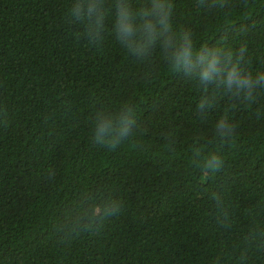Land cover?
<instances>
[{
	"label": "trees",
	"instance_id": "obj_1",
	"mask_svg": "<svg viewBox=\"0 0 264 264\" xmlns=\"http://www.w3.org/2000/svg\"><path fill=\"white\" fill-rule=\"evenodd\" d=\"M74 2L0 0V264H264V238L248 239L264 233V88L250 100L205 91L159 46L138 61L113 34L114 0L91 44L68 18ZM171 3L194 49L245 46L242 68L264 74V0ZM126 102L133 136L93 142L95 112ZM220 119L234 126L227 140ZM197 150L221 170L205 174ZM109 201L119 209L104 216Z\"/></svg>",
	"mask_w": 264,
	"mask_h": 264
},
{
	"label": "clouds",
	"instance_id": "obj_2",
	"mask_svg": "<svg viewBox=\"0 0 264 264\" xmlns=\"http://www.w3.org/2000/svg\"><path fill=\"white\" fill-rule=\"evenodd\" d=\"M199 6L223 8L225 4L224 0H199ZM113 8V34L138 61H148L154 49L159 46L170 70L195 78L205 91L209 86H214L231 96H242L245 100H250L257 86L264 88V74L253 78L251 73L242 68L245 46H241L235 53L226 47L194 49L191 33L188 30H176L172 25L171 0H148L147 5L140 9L134 8L131 0H114ZM68 18L70 22L82 26L81 34L89 43L97 44L103 39L104 0H75ZM213 104L214 97H202L197 105L200 115H204ZM137 127L135 105L126 102L115 110L102 107L92 119V140L101 146L115 149L132 137ZM216 135L227 140L234 135V126L227 120L220 119L216 125ZM194 157L202 161L205 174L217 173L223 167L224 161L216 153L204 155L197 150ZM118 209V202L109 201L105 205L104 216H111ZM224 216L227 218V213ZM81 219L77 218V224ZM86 226H91V218ZM257 238H264V233H251L248 237L251 242Z\"/></svg>",
	"mask_w": 264,
	"mask_h": 264
}]
</instances>
